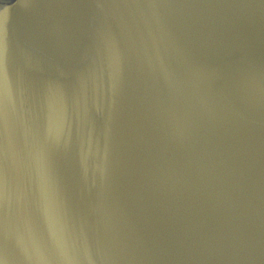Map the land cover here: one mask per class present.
Listing matches in <instances>:
<instances>
[{
  "label": "water",
  "instance_id": "water-1",
  "mask_svg": "<svg viewBox=\"0 0 264 264\" xmlns=\"http://www.w3.org/2000/svg\"><path fill=\"white\" fill-rule=\"evenodd\" d=\"M0 264H264V0H0Z\"/></svg>",
  "mask_w": 264,
  "mask_h": 264
}]
</instances>
